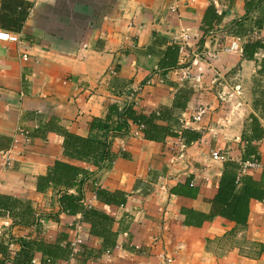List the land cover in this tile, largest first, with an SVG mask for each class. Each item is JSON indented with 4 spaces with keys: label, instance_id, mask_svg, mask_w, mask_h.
<instances>
[{
    "label": "crops",
    "instance_id": "obj_1",
    "mask_svg": "<svg viewBox=\"0 0 264 264\" xmlns=\"http://www.w3.org/2000/svg\"><path fill=\"white\" fill-rule=\"evenodd\" d=\"M23 1L31 9L22 30L0 28L5 38L0 40V195L30 198L45 241L53 243L66 234L76 251L80 246L101 249V240L89 234L80 217L58 214L57 200L48 203L51 191H36L37 177L55 161L65 160L63 139L53 132L35 139L29 134L54 120L60 128L85 136L88 123L104 118L113 103L149 114L158 107H172L178 91L187 86L191 94L181 121L185 129L201 135L194 145L185 147L178 138L147 141L131 126L129 135L114 143L126 156L110 169L74 162L91 172L85 201L107 213L118 233L116 248L88 264H167L165 257L172 264H264V253L259 252L264 244V203L250 202L246 226L215 218L201 228L184 227L180 214L181 209L210 212L209 201L223 172V162L214 161L211 154L241 159L248 114L257 116L264 128V117L253 109L255 92L264 91V76L258 75L256 62L222 54L199 84L184 79V69L194 50L214 48L237 37L232 23L264 18V6L246 13L244 0ZM211 4L223 20L199 48L202 19ZM183 32L190 40L180 68L159 70L158 57L144 54L153 33L170 44ZM250 34L264 39V30L254 28ZM256 59L264 61V50ZM224 84L229 87L226 92L239 86L241 97L220 101ZM199 109L204 114L194 121ZM257 146L259 167L245 172L255 181L264 168V139ZM189 179L199 190L196 199L169 193ZM95 187L128 194L126 206L97 202ZM11 225L9 218H0V241L12 242L14 253L19 249L15 241L25 232Z\"/></svg>",
    "mask_w": 264,
    "mask_h": 264
},
{
    "label": "trees",
    "instance_id": "obj_2",
    "mask_svg": "<svg viewBox=\"0 0 264 264\" xmlns=\"http://www.w3.org/2000/svg\"><path fill=\"white\" fill-rule=\"evenodd\" d=\"M264 6V0H244L246 13L253 12ZM31 4L23 0H2L0 8V28L18 33L22 30L27 19ZM223 16L217 13L214 4L206 9L202 19L203 37L199 41L202 47L205 37L221 25ZM245 20H247L245 18ZM231 31L234 36L243 39L242 59L254 61L259 66L258 75L264 76V61L258 62L256 54L264 50V39L251 37L255 28L264 30V18L256 19L250 24L244 21L232 23ZM146 55L158 57L159 70L180 68V45L170 43L157 33H153V41L144 51ZM189 88V89H186ZM180 89L172 107H158L149 114L138 112L133 106L120 107L113 103L108 107L104 118H93L88 123L87 134L78 136L57 126L54 120L42 124L33 130L29 137L35 139L41 135L53 132L63 139V158L57 160L48 168L44 175L37 177L36 191L45 194L51 191L57 198L58 214L80 217L81 223L89 228V234L101 240V249L95 250L75 246L68 240L66 234H60L53 243L45 241L39 216L29 197L15 198L0 195V218L7 217L15 227L25 235L15 243L19 246L12 252L10 241H0V264H67L75 260L79 264H88L110 254L116 248L118 233L113 231L114 220L103 210L85 201L84 188L91 172L74 162H84L96 169H110L114 162L126 156L121 149H115L114 143L126 138L131 126H135L147 141L164 143L168 138L180 139L185 147L194 145L201 139L197 132L185 129L181 121V112L185 110L191 88ZM253 109L264 117V91L255 92ZM264 139V128L257 116L248 114L241 134L242 156L239 161H232L228 156L223 161V172L218 183L217 192L212 200L208 214L191 209H181L184 217V227L201 228L205 222L215 218H223L236 226H246L249 221V204L252 200L264 203V168L259 181L246 174L243 165L246 162L259 164L260 156L257 143ZM169 193L171 195L196 199L198 188L191 180L178 184ZM94 198L107 206L124 207L128 194L120 191H109L95 187ZM49 218H54L50 216ZM259 252L264 253V244L259 245Z\"/></svg>",
    "mask_w": 264,
    "mask_h": 264
},
{
    "label": "built area",
    "instance_id": "obj_3",
    "mask_svg": "<svg viewBox=\"0 0 264 264\" xmlns=\"http://www.w3.org/2000/svg\"><path fill=\"white\" fill-rule=\"evenodd\" d=\"M0 40L4 41L5 38L3 36H0ZM189 40L190 37L184 32L180 36L174 38L173 42L180 45V53L182 55L186 52V46ZM242 45V38L232 37L223 45H218L214 48H206L204 50L199 49L200 51L194 50V52H192L190 55L192 57L190 65L184 69V79L188 80L189 82L191 81L195 84H199L203 78L205 70L210 68L214 69V64L220 60L222 54L241 56L243 51ZM111 73L113 74L114 70H111ZM227 88H229L228 85L224 84V90L218 97L220 101L232 102L233 99L241 97L242 91L239 86H235L231 92H226L225 89ZM203 114L204 110L199 109L197 115L194 117V121H200ZM211 157L214 161L223 162L225 160V157L220 152H213L211 154ZM258 167L259 164L254 162H246L243 165L245 171L252 170ZM163 262L172 264L173 260L171 258L165 257Z\"/></svg>",
    "mask_w": 264,
    "mask_h": 264
},
{
    "label": "rangeland",
    "instance_id": "obj_4",
    "mask_svg": "<svg viewBox=\"0 0 264 264\" xmlns=\"http://www.w3.org/2000/svg\"><path fill=\"white\" fill-rule=\"evenodd\" d=\"M55 200H57V198L52 193V195L49 197V199L47 201H48V203H54ZM87 203H89V202H87ZM48 213H52V212H48Z\"/></svg>",
    "mask_w": 264,
    "mask_h": 264
}]
</instances>
